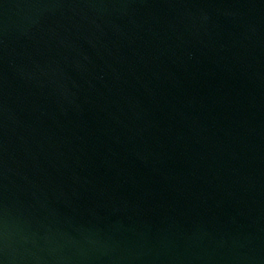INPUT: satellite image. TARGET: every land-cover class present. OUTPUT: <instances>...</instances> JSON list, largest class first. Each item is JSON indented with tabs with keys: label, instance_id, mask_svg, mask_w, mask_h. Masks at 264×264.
Masks as SVG:
<instances>
[{
	"label": "water",
	"instance_id": "water-1",
	"mask_svg": "<svg viewBox=\"0 0 264 264\" xmlns=\"http://www.w3.org/2000/svg\"><path fill=\"white\" fill-rule=\"evenodd\" d=\"M0 264H264V0H0Z\"/></svg>",
	"mask_w": 264,
	"mask_h": 264
}]
</instances>
